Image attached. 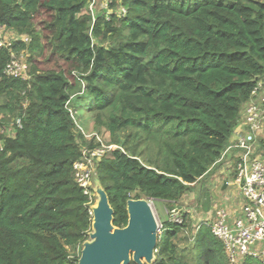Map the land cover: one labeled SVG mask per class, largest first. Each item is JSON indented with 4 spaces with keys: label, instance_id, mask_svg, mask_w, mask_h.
Masks as SVG:
<instances>
[{
    "label": "trees",
    "instance_id": "1",
    "mask_svg": "<svg viewBox=\"0 0 264 264\" xmlns=\"http://www.w3.org/2000/svg\"><path fill=\"white\" fill-rule=\"evenodd\" d=\"M88 1L0 0V26L30 38L11 46L29 54L27 80L4 73L11 52L0 50V124L22 119L0 150V264H71L89 239L88 197L73 163L96 143L77 128L68 101L77 112L88 99L93 132L119 147L95 179L123 228L134 197L170 211L196 190L210 211L205 183L264 81V0H111L127 14L96 19ZM40 15L49 17L41 31ZM152 264L229 261L210 227L195 230L185 213L181 224L162 223Z\"/></svg>",
    "mask_w": 264,
    "mask_h": 264
},
{
    "label": "built area",
    "instance_id": "2",
    "mask_svg": "<svg viewBox=\"0 0 264 264\" xmlns=\"http://www.w3.org/2000/svg\"><path fill=\"white\" fill-rule=\"evenodd\" d=\"M96 1L89 0L87 4L93 19H96L94 13ZM107 1L110 6L111 0ZM112 13L117 17H123L127 14V9L117 2L115 8L110 7L108 16ZM7 32L13 35L15 41L29 43L30 38L0 26V50L7 48L11 52V59L6 64L4 73L9 77L27 80L28 64L22 58V54L27 51L22 50L20 53L12 51V44L7 42ZM67 107L83 135L88 139L95 138L96 146H84L81 156L73 163L74 178L84 195L88 197V210L93 223V207L97 203L95 176L98 164L108 151L119 147L106 143L98 133L86 134L78 124L77 112L70 106V101ZM243 125L245 129L235 133V138L224 150L217 166V170L228 179L226 186L235 187L239 207L231 212L227 207L216 205L210 219L195 225L194 228L197 230L203 224L210 227L213 236L222 243L229 264H243L247 258L256 259L264 264V81L257 84L251 100L245 107ZM13 126V129H9L0 124V150L3 149L4 139L14 137L16 128L22 127V119L18 118ZM169 220L181 224L182 212L179 210L170 212ZM161 229L162 224H158V235ZM82 248L83 245L71 254V264H78Z\"/></svg>",
    "mask_w": 264,
    "mask_h": 264
},
{
    "label": "water",
    "instance_id": "3",
    "mask_svg": "<svg viewBox=\"0 0 264 264\" xmlns=\"http://www.w3.org/2000/svg\"><path fill=\"white\" fill-rule=\"evenodd\" d=\"M99 200L93 207L92 231L83 243L78 264H152L158 241V223L150 199L127 201L128 224L113 225L114 211L107 193L95 179Z\"/></svg>",
    "mask_w": 264,
    "mask_h": 264
},
{
    "label": "rangeland",
    "instance_id": "4",
    "mask_svg": "<svg viewBox=\"0 0 264 264\" xmlns=\"http://www.w3.org/2000/svg\"><path fill=\"white\" fill-rule=\"evenodd\" d=\"M94 9H95L94 13H95L96 17L97 16L107 17L109 10H110L109 1L97 0L95 3ZM48 20H49V17L45 16V15H40L39 17H37V19H36L37 29H39L41 31L43 29V24ZM6 35H8L7 36L8 37L7 42L10 44H13L15 41L13 38V35H11V33H9V32H7ZM44 42H46V40H44ZM94 43L98 44V45H103V46H107L109 44L108 42L103 43L100 41V39L95 38V37H94ZM22 55H23L22 58L27 61L28 56H29L28 52L23 53ZM27 104L28 103L26 101H23L22 105L26 106ZM88 105H89L88 99L81 101V105L77 107V119H78V124L82 127L84 132L86 134H91L95 130L93 127V120L89 116V113L87 112ZM17 119H18L17 117L7 116L5 121L2 124L6 128L13 129V127H14L13 125L15 124V121ZM103 131L104 130H102V132ZM105 139H106V141H109L110 137L107 135V136H105ZM131 142H133V141H131ZM212 176L213 175H211L207 179L205 185L206 184H208V186L210 184L212 185V183H213L212 180L215 179ZM222 180H223V175H219L217 182H215V183H217L214 186L216 188V191L213 192V196H212L213 201H212V206H211V209L209 212L204 211L203 208L197 204V201H196L197 191L196 190L186 194L182 198V200L176 205V207L174 209H171L170 211H169L170 206H168L167 203H165L163 201L150 200L149 202L152 205L153 213H154V216L156 218L157 223L162 224L163 222L168 221L170 212L179 210L182 212V214H185V213L189 214L190 220L192 222V226L194 227L195 225L202 223L206 219H210V217L213 213L212 211H213L214 206L216 204H219L221 206L226 205L227 208L230 207L231 211H232V208H236V206L238 208L239 207V204H238L239 198L237 196H234L235 195L234 193H236L234 191V188L230 189L229 191L222 190L221 189L222 183H223ZM211 195H212V193H211ZM97 197H98V195H97ZM88 240H90V239H88Z\"/></svg>",
    "mask_w": 264,
    "mask_h": 264
},
{
    "label": "crops",
    "instance_id": "5",
    "mask_svg": "<svg viewBox=\"0 0 264 264\" xmlns=\"http://www.w3.org/2000/svg\"><path fill=\"white\" fill-rule=\"evenodd\" d=\"M245 107H246V105L244 106V108H243V110H242V113H241V117H240V119H239V123H238V126H237V128L235 129V131L233 132V134H232V136L230 137V140H229V143L235 138V133L236 132H240V131H243L244 129H245V127H244V125H243V119H244V110H245ZM221 172H219L217 169L215 170V172H214V174H213V178H215L214 180H212L213 181V183H212V185L210 184L208 187L210 188V190H211V193H212V196H213V192H215L216 191V188L214 187L217 183H215V182H217V180H218V176L219 175H223V174H220ZM217 177V178H216ZM228 179H227V177L225 176V175H223V180H222V190H226V191H229L230 189H233V187L231 188L230 186H226V181H227ZM215 183V184H214ZM234 191H236L235 190V187H234ZM237 193V192H236ZM236 193H234L235 195L234 196H237L238 197V195L236 194ZM239 202V201H238ZM222 204V203H221ZM216 205H218V206H221V205H219V204H216ZM215 205V206H216ZM214 206V207H215ZM224 207H227L226 205H224ZM229 209H230V207H228ZM238 208H237V206H236V208H232V211H231V209H230V211L231 212H233V211H236Z\"/></svg>",
    "mask_w": 264,
    "mask_h": 264
},
{
    "label": "bare ground",
    "instance_id": "6",
    "mask_svg": "<svg viewBox=\"0 0 264 264\" xmlns=\"http://www.w3.org/2000/svg\"><path fill=\"white\" fill-rule=\"evenodd\" d=\"M98 200H99V197H97V203H98ZM97 203H96V205H95L94 207H96V206H97Z\"/></svg>",
    "mask_w": 264,
    "mask_h": 264
}]
</instances>
